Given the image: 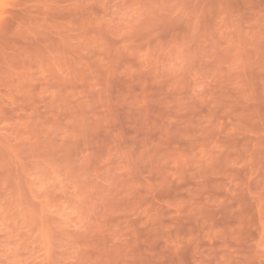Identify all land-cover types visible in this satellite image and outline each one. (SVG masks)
I'll list each match as a JSON object with an SVG mask.
<instances>
[{
    "label": "rangeland",
    "instance_id": "374dc122",
    "mask_svg": "<svg viewBox=\"0 0 264 264\" xmlns=\"http://www.w3.org/2000/svg\"><path fill=\"white\" fill-rule=\"evenodd\" d=\"M0 264H264V0H0Z\"/></svg>",
    "mask_w": 264,
    "mask_h": 264
}]
</instances>
